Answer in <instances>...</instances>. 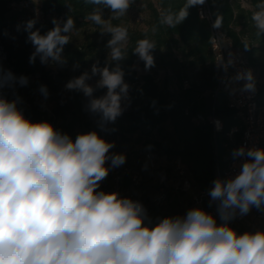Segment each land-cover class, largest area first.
Returning a JSON list of instances; mask_svg holds the SVG:
<instances>
[{"label": "clouds", "instance_id": "9594fccd", "mask_svg": "<svg viewBox=\"0 0 264 264\" xmlns=\"http://www.w3.org/2000/svg\"><path fill=\"white\" fill-rule=\"evenodd\" d=\"M103 4L117 16L124 15L131 0H90ZM205 0H187V7ZM186 15L166 17L168 24H179ZM86 19L108 34L107 48L114 67L93 65L70 80L66 88L79 90L90 98L88 110L99 114L104 129L122 114V101L129 85L119 62L125 58L123 45L128 33L113 26L94 9ZM252 20L259 34L264 33V6ZM47 33L33 31L35 21L26 22L28 40L41 62L50 57L61 60L70 42L75 21L70 16L63 27L54 18ZM214 27H220L215 23ZM148 39L138 41L134 51L145 62L154 64ZM245 43V48H247ZM99 76L96 88H106L93 97L95 88L87 81ZM236 80H246L245 91H254L251 72H241ZM17 77L0 69V264H264V231L238 234L230 226L237 214L252 207L264 208V149L241 146L233 153L243 158L239 171L226 180L216 179L209 192L218 202V216L200 207L183 217H164L152 223L140 202L121 197L118 192L100 189L110 167L125 163L124 154H110L114 147L96 131L68 134L54 129L48 121H32L18 108L19 97L9 100L5 88H13ZM26 85L27 78L19 77ZM47 97L45 86L40 88ZM111 165L106 166L108 161Z\"/></svg>", "mask_w": 264, "mask_h": 264}, {"label": "trees", "instance_id": "16d2710c", "mask_svg": "<svg viewBox=\"0 0 264 264\" xmlns=\"http://www.w3.org/2000/svg\"><path fill=\"white\" fill-rule=\"evenodd\" d=\"M11 0H0V44L7 62L19 77L27 78L26 85L9 88L15 99L19 97L18 108L32 121H48L57 131L73 134L90 128L93 116L99 114L88 110V99L82 91L66 88L67 83L84 72L91 73V64L99 68L114 67L107 41L108 34L101 40L87 34L79 43L70 36V42L61 52V60L53 61L55 71L42 65L36 57L30 63V41L21 40L18 33L11 32L12 15H8ZM242 6L239 0H214L215 20L232 39L236 48L248 55L253 73V83L259 98L264 95V33L259 34L252 16L264 6V0H247ZM39 9L46 17H62L63 23L70 16L75 21L74 31L89 26L100 27L86 17L99 9L103 18L113 26L126 28L128 37L124 42L125 58L119 62L124 71V81L129 84V102L116 121L110 124L112 133L118 132L122 139L126 135L142 134L144 138L137 147L110 150V154H137L143 150H155L159 154L179 156L186 166L195 186L205 188L214 180L216 162L221 168L229 157L233 142L241 136L242 125L234 108L229 107L228 97L222 91L216 94L217 74L209 44V29L206 21L198 18L196 5L187 7V0H131L127 12L122 16L112 13L105 5H95L90 0H38ZM140 10L132 15L131 10ZM128 13V15H127ZM185 14L179 24H168L166 17L174 18ZM53 19L37 22V30L47 33L54 27ZM63 23L60 25L63 27ZM148 39L155 44L151 50L153 66L164 70L160 79L152 72L140 75L135 71L136 62L145 67V62L134 53L140 40ZM245 43L247 48H245ZM71 66L75 67L70 72ZM28 74L35 75L33 80ZM97 84V83H96ZM40 85L47 88L46 99L51 104L53 116L44 115L34 103V92ZM93 97L103 96L107 89L96 88ZM214 113L222 128L214 132L208 116ZM200 115L201 118L197 116ZM170 125L168 135L165 123ZM113 125V127H111ZM238 130L229 136L230 128ZM156 130L162 140L150 139ZM139 140V139H138ZM170 143V144H169ZM168 206L169 210L165 208ZM162 210L152 213V223L171 216L176 211V199L171 195Z\"/></svg>", "mask_w": 264, "mask_h": 264}, {"label": "built area", "instance_id": "2783aa9c", "mask_svg": "<svg viewBox=\"0 0 264 264\" xmlns=\"http://www.w3.org/2000/svg\"><path fill=\"white\" fill-rule=\"evenodd\" d=\"M213 1L205 0L202 5H196V13L199 19L206 21L209 29L210 50L217 74V85L214 93L216 94L218 91L225 93L229 100V107L237 111L242 125L241 136L233 142L232 151L229 157L225 159L224 167L221 168L216 162L214 180L205 188L194 185L186 166L176 155L168 158L155 150H143L137 154L127 155L125 163L114 168L110 167L111 161L109 160L106 164L110 167L109 174L101 182L98 191L118 192L121 197L140 202L146 210L147 217L162 210L167 205L169 197L173 195L176 199V211L172 213V217H183L188 210L200 207L216 216L218 224L221 223L217 211L218 202L212 201L209 196L214 181L216 179L226 180L239 171L243 158L233 155L239 147L264 149V95L259 98L255 86L254 91H245L244 85L247 81L235 79L241 72H251L253 77L248 55L234 46L232 39L221 26L214 27L215 23L218 22L213 15ZM239 3L244 7L248 2L247 0H239ZM21 4L22 7H27L29 1L23 0ZM138 20L139 17L137 16L136 21ZM41 87L42 85L37 87L34 92V103L43 116H53L51 104L41 93ZM89 101L90 99H88V104ZM197 117L201 118L200 115ZM208 119L214 132L222 128L221 120L214 113L210 114ZM99 121L100 118L95 115L88 130H79L68 135L74 140L77 134L94 130L106 139L105 130L109 124L101 129ZM237 130V126L231 127L229 136L232 137ZM143 170L147 172L150 179L151 191H147L148 186ZM230 226L238 234L257 230L264 231V208L252 207L246 215L237 214L230 221Z\"/></svg>", "mask_w": 264, "mask_h": 264}, {"label": "rangeland", "instance_id": "374dc122", "mask_svg": "<svg viewBox=\"0 0 264 264\" xmlns=\"http://www.w3.org/2000/svg\"><path fill=\"white\" fill-rule=\"evenodd\" d=\"M23 0H11L10 5H9V10H8V15H12V22H11V32L12 33H18L19 35H21V37H19L21 40H27L28 39V31L26 30V22L29 20H34L35 21V25L34 28L32 29L33 31L37 30V22L43 21L44 19H54V17H46L45 15L42 14V12L39 9V4H38V0H28L29 1V5L27 7H22V2ZM140 10H138V8H134L131 10L132 15H137L140 16L139 14ZM128 15V13H127ZM135 16V17H137ZM105 20L108 21L107 18H104ZM57 22L61 25L64 21V19H62V17H57L56 18ZM136 22V19H135ZM102 28L101 26L98 28L94 27V26H89L84 28V30L82 29H78V30H73L71 33L73 34V40L77 43H79L80 41L83 40L84 36H86L87 34L92 35L93 38L97 39L98 41L101 40L105 34H101ZM29 52L30 55H32L35 52V47L33 46V44L30 41V48H29ZM40 63L42 65H45L46 68L48 69H52V71H55V65L51 63V61H49L50 57L48 58L47 61L45 62H41V58L39 55L36 56ZM94 65V63L91 64V68ZM135 71L137 72L138 75L142 74V73H146V72H152L156 79H160L163 74H164V70L161 68H157L155 66H152L151 68L146 69L145 67L140 66V64L138 62L135 63L134 65ZM0 69H3L4 71H11L17 78L19 77L18 74L13 71V69L11 68V66L9 65V63L6 60V57L4 55V52L2 50V46L0 44ZM75 71V67L71 66L70 68V72H74ZM36 76L35 75H31L28 74V79L33 80ZM99 76H92L91 79L89 81H87V83H89L91 86H94V84L96 85V83L99 80ZM4 95L9 99L12 100L13 98V94L10 92L9 88H5L4 89ZM128 101L126 99H124L122 101V108L125 109L128 107ZM109 126L106 128L105 130V135H106V139L109 142H113L114 143V147L115 149H128V147L130 148L131 146L133 147H137L139 145V141H142L144 138V135L142 134H131V135H126V139H122L119 135L118 132L116 133H112V129L115 128H109L110 124H112L111 122L108 123ZM165 131L168 135L170 132V125L168 122H166L165 124ZM111 127H113V125H111ZM150 139L152 140H162L161 137L158 135L157 131L154 129L152 130V133L150 134ZM139 139V140H138ZM170 144V143H169ZM144 172V176L146 179V185L148 186V190L147 191H151L150 189V179L148 178L147 172L145 170H143ZM167 211L169 210L168 206H166L165 208Z\"/></svg>", "mask_w": 264, "mask_h": 264}]
</instances>
